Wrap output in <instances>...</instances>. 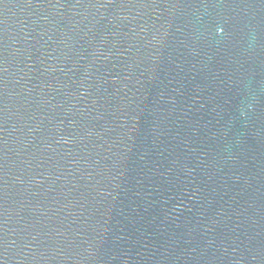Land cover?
Listing matches in <instances>:
<instances>
[{
	"label": "water",
	"instance_id": "obj_1",
	"mask_svg": "<svg viewBox=\"0 0 264 264\" xmlns=\"http://www.w3.org/2000/svg\"><path fill=\"white\" fill-rule=\"evenodd\" d=\"M0 264H264V0H0Z\"/></svg>",
	"mask_w": 264,
	"mask_h": 264
}]
</instances>
